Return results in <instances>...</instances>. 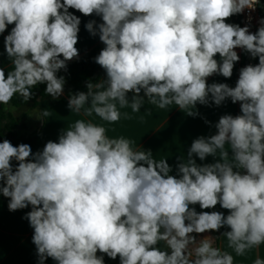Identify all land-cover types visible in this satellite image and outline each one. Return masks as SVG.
I'll use <instances>...</instances> for the list:
<instances>
[{"label":"clouds","instance_id":"clouds-1","mask_svg":"<svg viewBox=\"0 0 264 264\" xmlns=\"http://www.w3.org/2000/svg\"><path fill=\"white\" fill-rule=\"evenodd\" d=\"M259 2L0 0V34L14 25L4 37L12 69L0 67V104L17 94L28 101L38 84L53 99L63 94L65 78L57 73L79 57L81 19L70 9L101 18L85 28L105 45L94 59L106 73L70 96L71 111L112 124L120 108L130 102L139 112L145 98L189 116L198 115L197 104L240 102L239 115L220 116L215 134L192 141L175 175L166 159L83 119L36 153L29 144L0 141V194L10 198L9 211L31 206L24 218L34 229L38 264H105L104 255L120 264H234L215 246L217 237L197 239L222 228L237 256L264 244V19L255 33L226 22ZM236 48L258 64L242 67L234 87L209 84L213 75L232 77ZM209 156L215 162L197 163ZM217 205L228 214L205 211Z\"/></svg>","mask_w":264,"mask_h":264},{"label":"crops","instance_id":"crops-1","mask_svg":"<svg viewBox=\"0 0 264 264\" xmlns=\"http://www.w3.org/2000/svg\"><path fill=\"white\" fill-rule=\"evenodd\" d=\"M260 1L263 10L264 0ZM70 11H73L81 19L78 34L79 40L76 45L79 50L78 58L95 47H99L102 50L105 45L99 40V36H92L85 28V24L89 20L94 19L99 24L102 22L101 18L95 15L83 16L78 11L72 9ZM13 26L9 25L5 33L0 34V67H3L6 72L12 69V65L4 51V37ZM237 53L240 59L234 66L232 77L225 78L222 75H213L208 78L207 82L209 84L216 82L227 83L231 87L235 86L242 64L246 63L249 59L251 60V55L243 50ZM78 58L67 63L73 62ZM217 59H219L218 56ZM104 79H106V73L101 78V80ZM131 96L132 93H129V100H131ZM68 100L69 98H66L64 101L58 103L43 100L40 103L38 110L43 118V126L37 139L29 143L33 153L42 151L48 141L58 142L59 136L64 130L70 128L76 120L83 119L104 125L107 129L106 134L110 138L123 136L131 140L135 148L146 151L150 150L153 153L154 159H166L169 165L172 166L173 171L170 173L172 175L176 174V164L180 162V157L185 161L187 160V151L194 139L199 136L215 134L216 129L214 125L218 122L220 116L225 114L236 116L240 114V102L233 104L230 99L223 102L220 106L197 104L194 110L198 112V115L189 116L174 104L160 109L149 103L147 98H145L139 112H133L129 102V106L120 108V120L109 124L102 121L95 113L91 116H85L83 110L80 113L71 111L68 108ZM85 107H90V105L86 104ZM45 111L48 113L47 116L43 115ZM0 141L2 140L0 139ZM226 147L228 146L226 145ZM196 160L198 164L215 162L211 156L207 157L204 161H200L199 158H196ZM12 163L15 167L17 162L13 161ZM9 199L0 194V264H38L36 247L32 242L34 229L30 226L28 220L24 218L26 213L31 210V206L21 210L9 211ZM195 208L198 212L202 211L199 205H195ZM213 210L224 212L225 215L228 214V211L221 208L220 205H217L215 209L205 211ZM226 230V228H222L219 232L210 231L199 234L197 235V239L205 235L217 237L215 246L230 252L234 258V264H254V260L257 257L264 259V244H261L259 248L246 251L243 256H237L232 249L227 247V238L221 236V233ZM159 246L163 248V242ZM44 264H56V262L48 258Z\"/></svg>","mask_w":264,"mask_h":264},{"label":"trees","instance_id":"trees-1","mask_svg":"<svg viewBox=\"0 0 264 264\" xmlns=\"http://www.w3.org/2000/svg\"><path fill=\"white\" fill-rule=\"evenodd\" d=\"M262 8V5H261ZM264 15V8H263ZM100 48L95 47L88 51L77 60L67 63L66 69L58 71V76L65 78L64 84V96H60L58 99H53L51 95L46 94V84H38L32 89L33 95L28 101H23L22 97L18 94L13 97L11 102L7 105H0V139L9 140L13 145H19L21 143L29 144L33 142L40 134L43 126V118L39 112V105L43 100H49L54 103L62 102L66 98H70L78 92H87L86 85L89 82H99L105 74V70L95 62V57L100 53ZM258 57L254 59L253 65L258 64ZM7 107H13L16 109H37L39 114L38 126L29 133V135L23 139H14L16 137L17 129L20 125V120L12 112L7 111ZM98 255H104L97 253ZM105 264H120L119 257L115 260L104 255Z\"/></svg>","mask_w":264,"mask_h":264},{"label":"built area","instance_id":"built-area-1","mask_svg":"<svg viewBox=\"0 0 264 264\" xmlns=\"http://www.w3.org/2000/svg\"><path fill=\"white\" fill-rule=\"evenodd\" d=\"M264 19L263 10L261 8V1L255 6L254 9H245L243 13L233 15L226 22L231 24H238L241 27L248 26L249 31L255 33L260 27V20ZM235 51H242L240 48H236ZM254 61L250 59L246 63L242 64L241 68L246 65H253Z\"/></svg>","mask_w":264,"mask_h":264},{"label":"rangeland","instance_id":"rangeland-1","mask_svg":"<svg viewBox=\"0 0 264 264\" xmlns=\"http://www.w3.org/2000/svg\"><path fill=\"white\" fill-rule=\"evenodd\" d=\"M65 92L63 91V94ZM7 111L12 112L20 120V125L14 139H23L29 135L39 124V114L37 109H16L7 107Z\"/></svg>","mask_w":264,"mask_h":264},{"label":"water","instance_id":"water-1","mask_svg":"<svg viewBox=\"0 0 264 264\" xmlns=\"http://www.w3.org/2000/svg\"><path fill=\"white\" fill-rule=\"evenodd\" d=\"M254 59H255V58H253V57L251 56V61H254Z\"/></svg>","mask_w":264,"mask_h":264}]
</instances>
